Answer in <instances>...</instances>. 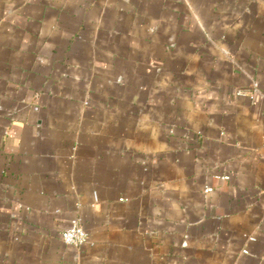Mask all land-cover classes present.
Listing matches in <instances>:
<instances>
[{"label":"crops","instance_id":"obj_1","mask_svg":"<svg viewBox=\"0 0 264 264\" xmlns=\"http://www.w3.org/2000/svg\"><path fill=\"white\" fill-rule=\"evenodd\" d=\"M263 111L264 0H0V264H264Z\"/></svg>","mask_w":264,"mask_h":264},{"label":"built area","instance_id":"obj_2","mask_svg":"<svg viewBox=\"0 0 264 264\" xmlns=\"http://www.w3.org/2000/svg\"><path fill=\"white\" fill-rule=\"evenodd\" d=\"M259 91V85L258 83H254V92ZM240 93H245V90H240ZM263 119H264V111H263ZM223 179H229L230 177L228 175H225L222 177ZM206 192H211L213 191V187H207L205 189ZM121 200H124L122 198ZM61 238L63 242L67 245H72V246H83L87 244L90 240V235L86 228L83 226L81 218L77 217L72 220L71 224L66 227L62 233H61ZM252 241L256 240L255 237L250 238ZM245 253L248 252V250H244Z\"/></svg>","mask_w":264,"mask_h":264}]
</instances>
